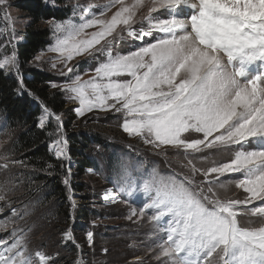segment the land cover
Listing matches in <instances>:
<instances>
[{
    "label": "snow or ice",
    "instance_id": "snow-or-ice-1",
    "mask_svg": "<svg viewBox=\"0 0 264 264\" xmlns=\"http://www.w3.org/2000/svg\"><path fill=\"white\" fill-rule=\"evenodd\" d=\"M145 2L110 0L102 12L82 15L80 22H51L55 43L49 51L57 53L66 68L62 74L73 73L68 64L78 56L105 57L86 70L94 73L89 80L70 76L61 90L79 102L78 116L93 110L122 113L121 127L129 137H139L157 151L165 149L164 155L173 149L187 160L192 177L177 180L153 173L139 186L147 202L128 217L143 218L152 210L149 221L167 234L158 245L156 259L161 264H208L213 255L220 264H264V225L242 227L238 219L248 213L264 219V203L249 207L254 201L264 202V0H147V26L136 28ZM6 3L0 0V11ZM112 8L117 10L104 19ZM162 9L167 18L151 15ZM154 32L161 35L145 42ZM125 34L140 45L114 54L113 44ZM16 65L15 54L0 59V70ZM44 111L41 127L48 117L60 121L59 115ZM58 131L62 133L60 124ZM51 147L57 159L67 158L63 135ZM209 149H226L233 157L198 168L194 161L206 158L198 154ZM3 159L7 168V157ZM233 173L243 174L235 186L248 195L221 200L212 185ZM197 174L204 177L207 192L189 187ZM120 176L131 188L127 165H121ZM64 183L69 184V177ZM105 199L116 201L111 190ZM63 236L74 242L71 230ZM87 240L91 245V231ZM21 246V239L11 244L0 239V264H54L43 251L26 254Z\"/></svg>",
    "mask_w": 264,
    "mask_h": 264
},
{
    "label": "rangeland",
    "instance_id": "rangeland-1",
    "mask_svg": "<svg viewBox=\"0 0 264 264\" xmlns=\"http://www.w3.org/2000/svg\"><path fill=\"white\" fill-rule=\"evenodd\" d=\"M18 2L20 0H7L4 10L0 11V59L14 54L15 46L23 42V32L30 23L27 14L14 7ZM43 2L49 8L67 9L68 16L65 20L72 19L80 22L82 15L91 17L93 14L102 12L110 0H43ZM126 2L131 3L132 0H126ZM147 8L146 0L145 7L138 11L134 25L136 28H139L142 23L145 27L147 26L143 19L148 15ZM116 10L117 8H112L103 18H110ZM151 15L167 18V12L163 9ZM63 21L50 20L44 23L49 31L47 44L44 50L34 57L29 68L54 78L52 85L55 84L57 87L51 85V90L61 96L65 105L64 110L59 113L48 109L49 112L59 115L60 121L57 122L54 117H48L41 127L40 119L46 115L44 111L46 107L39 105L31 98L32 105L39 106L40 116L37 126L40 131L45 132L53 127V138L48 144L49 151L56 161H62L65 165L64 172L60 174V181L66 196L63 205L70 207L69 223L64 219L63 212L59 214L57 208L52 205L53 197L49 190H41L34 198L24 199L25 175L21 173L22 170L17 169L18 164L11 163L15 156L11 152V146L17 137V127L14 125L7 129L4 118L0 119V195H4L5 200L0 201V209H2L0 226L5 224L7 226L0 230V239H7L9 244L14 239H21L22 246H24L21 250L26 247V254H34L37 250L43 251L52 257L54 264H161V260L156 259L159 252L158 245L166 240L167 234L154 227L149 221L152 210H147L143 218L138 215L131 219L128 217L133 209L139 212V209L147 202L139 186L153 173L163 178L175 177L177 180H184L186 177H192L190 166L184 156L177 155L173 149H167L168 154L164 155L162 153L165 149L157 151L150 145L144 144L141 138L129 137L121 127L124 120L122 113L114 110H93L85 112L82 116L77 115L76 109L80 107L79 102L68 99V94L63 92L61 87L69 81L70 76L82 75L84 81L89 80L94 73L86 72V70L94 69L105 57L99 54H97V59L88 55L78 56L68 64L74 69L73 73L62 74L67 70L57 59V53L49 51V48L55 43L54 28L51 22ZM88 31L91 32L94 29ZM159 35L161 34L154 32L152 36L145 37L144 40L145 42L154 40ZM140 43V41H133L125 34L123 39H116L112 50L114 54L127 53L134 50ZM2 71L7 76H13L20 83L19 77L21 76L17 65L16 68ZM58 124L62 125V133L58 131ZM90 134L96 138L97 144L84 148L78 135ZM61 135L67 141V158L57 159L51 145ZM72 137L78 141L79 149L74 148L76 145H73ZM72 153L78 157L75 158ZM198 156L206 158L195 160L196 166L207 169L214 163L229 161L233 157V152L226 149H209ZM4 157H7V168L3 167L6 162ZM85 158L92 160L95 168L85 170V175L78 180L74 170L78 160ZM122 164L127 165L129 169L132 180L131 188L124 185L121 180ZM242 175V173L227 174L216 181L212 185L216 196L221 200H243L248 194L235 186V180ZM65 177H69L68 185L64 183ZM47 178L49 176L44 175V179ZM194 180L195 183L189 185L194 192H198L200 188L207 192V185L202 184L203 176L197 174ZM221 181L224 182L223 186H221ZM80 182L86 192L85 195L89 197L87 205H84L81 200L83 195H78L74 190V186ZM122 187L124 190H121ZM109 190L116 197L115 202L105 199V194ZM46 191L51 193L50 198L40 202L41 196L46 194ZM73 201L75 202L74 207ZM262 203L264 202L257 200L249 207ZM83 207L90 209L92 212L89 214L93 215L87 220L80 221L76 209ZM13 210H15V215H13ZM238 219L242 227L264 225V219L253 217L250 213L241 215ZM13 229L16 230L15 236L11 235ZM67 230H71L74 242L64 239L63 234ZM89 231L93 233L91 245L87 240ZM69 246L74 248V251ZM137 258H140L139 261ZM208 264H220L218 257L216 255L210 257Z\"/></svg>",
    "mask_w": 264,
    "mask_h": 264
},
{
    "label": "trees",
    "instance_id": "trees-1",
    "mask_svg": "<svg viewBox=\"0 0 264 264\" xmlns=\"http://www.w3.org/2000/svg\"><path fill=\"white\" fill-rule=\"evenodd\" d=\"M14 7L26 13L30 23L23 32V42L14 48L21 76L20 83L13 76H7L0 70V119H6L7 129L14 125L17 127V137L11 146V152L15 154L12 161L23 162L17 163L19 165L17 169L22 170L21 173L25 175L24 199L34 198L41 190H49L52 196L46 191L40 202L46 201L50 196L53 197L52 205L57 208L59 214L63 212L64 219L69 223L70 207L63 205L66 196L60 181V174L64 172L65 165L62 161H56L49 151L48 144L53 138V127L45 132L40 131L37 126L39 106H33L31 98L54 113L62 112L65 105L61 96L51 90L54 78L29 68L34 57L43 51L47 44L49 31L44 23L50 20L63 21L67 18L68 11L49 8L43 0H20ZM78 138L84 148L97 144L92 134L78 135ZM71 140L73 145H76L74 148L79 149L78 141L74 137ZM72 156L78 157L73 153ZM94 168L92 160L85 158L78 160L74 171L78 180H81L85 170ZM44 175H48L49 178L44 179ZM74 190L78 195H83L81 200L87 205L89 197L85 195L82 183L74 186ZM89 212L92 211L84 207L76 209L78 220H87L93 215ZM69 248L74 251L71 246Z\"/></svg>",
    "mask_w": 264,
    "mask_h": 264
}]
</instances>
